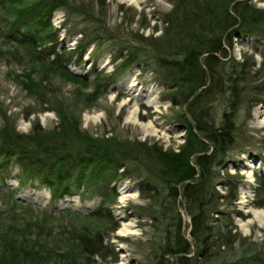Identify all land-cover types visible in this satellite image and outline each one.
I'll return each mask as SVG.
<instances>
[{
  "label": "rangeland",
  "instance_id": "obj_1",
  "mask_svg": "<svg viewBox=\"0 0 264 264\" xmlns=\"http://www.w3.org/2000/svg\"><path fill=\"white\" fill-rule=\"evenodd\" d=\"M19 1L0 0V147L6 133L40 132L55 140L57 134L71 133L80 125L96 138L110 136L127 146L147 142L176 151L181 148L188 136L183 117L191 118L188 103H172L170 86L146 64L147 59L126 63L128 50L124 46L130 44L150 53L157 46L163 47L164 37L177 32L165 19L179 0H105L99 7L96 0H70L91 11L90 15L100 10L102 19L92 21L86 14L56 10L51 28L57 48L76 50L83 37L80 28L93 33L108 26L110 36L102 42L88 43L81 60H76V52L71 53L62 67L37 61L10 34L11 30L25 29L23 20L15 23L14 9L18 3L24 6L32 0ZM248 1L264 9V0ZM242 33L247 35L235 33L232 46L227 45L228 57L252 63V72L246 101L237 111L236 143L228 149L225 163L214 177L222 193L227 191V174L235 179L238 199L232 205L220 201L217 206L227 211V222L236 226L242 237L208 262L202 260L204 264L239 258L245 264H264V127L259 123L264 116V35ZM126 89L131 91L125 93ZM210 95L208 101L218 118L227 108L229 94L214 89ZM145 154H141L137 168L130 171L129 167L127 176L116 177L108 184L105 211L112 220L85 216L103 200L98 187L81 188L53 199L49 188L37 181L22 184L18 179L21 168L11 160L6 170H0V264H54L64 258L69 264H152L153 243L157 245L165 233L149 211L151 199L141 184L145 180ZM194 203L183 191L178 196L177 207L183 219L178 233L191 245V256H197L192 229L199 209ZM223 222L216 217L211 220L215 226L221 224V229ZM79 226L100 229L104 256L87 258L78 249L73 228ZM152 237L155 241L150 244ZM23 238H27V259L12 257ZM6 249L11 251L5 256ZM169 259L170 264H178L175 256Z\"/></svg>",
  "mask_w": 264,
  "mask_h": 264
},
{
  "label": "trees",
  "instance_id": "obj_2",
  "mask_svg": "<svg viewBox=\"0 0 264 264\" xmlns=\"http://www.w3.org/2000/svg\"><path fill=\"white\" fill-rule=\"evenodd\" d=\"M96 1L99 7L105 0ZM18 4L14 9L17 17L14 21L23 20L25 29L9 32L27 47L37 61H48L62 67L71 53L76 52V60H81L88 43L94 40L102 42L106 37L109 39L108 26L96 28L93 33L80 28L78 32L83 37L79 39L76 50L70 52L66 46L59 49L51 28V18L56 10L65 8L71 13L86 14L92 21L102 19V14L98 13L100 10L90 15L91 11L70 0H32L24 6ZM165 23L172 25L177 32L171 33L169 38L164 37L163 47L157 46L150 53L130 44L124 43V46L128 50L126 63L147 59L146 64L159 73L163 83L170 86L172 103H188L191 118L183 117L188 136L179 150L164 148L157 143L147 145V142L127 146L110 136L96 138L79 128L80 125L75 130L71 129V133L57 134L55 140L40 132L6 133L0 147V170H6L8 163L15 159L21 168L19 181L22 184L37 181L49 188L53 199L96 186L103 200L85 216L110 220L111 214L105 211L109 198L108 184L116 177L127 176L129 167H132L130 171L137 168L135 165L141 163L140 156L145 152V180L141 184L151 199L149 211L165 233L157 245L153 243L154 237L148 240V243H153L155 259L152 264H170V256H175L178 264H204L202 260L208 262L220 250L233 247L242 237L235 230L237 227L227 222V211L217 206L220 201L232 205L238 199L235 179L227 174L224 181L228 185L227 191L222 193L216 188L214 177L219 175L216 171L225 163L228 149L236 143L237 111L246 101V85L252 72V63L228 57L227 45L232 46L235 33L264 35V9L248 0H179L175 9L167 14ZM63 24L66 27V23ZM71 24L77 25L75 22ZM174 45L179 46L171 48ZM149 58H153L152 62ZM214 89L229 94L227 108L222 109L218 118L213 114L211 101H208ZM129 162L134 165L130 166ZM182 191L193 198L199 209V213L194 215L192 229L199 260L197 256L188 254L191 245L178 233L183 219L177 201ZM216 213L218 216H214ZM214 217L224 221L223 229L222 222L218 226L211 224ZM89 228H73L78 249L80 247L87 258L104 256L102 232ZM174 230L176 233L172 232ZM20 244L21 247L15 248L17 252H12V257L27 259V238L21 239ZM9 251L6 249L5 256ZM54 264L69 262L64 258L62 263ZM220 264L245 263L239 258L225 259Z\"/></svg>",
  "mask_w": 264,
  "mask_h": 264
},
{
  "label": "bare ground",
  "instance_id": "obj_3",
  "mask_svg": "<svg viewBox=\"0 0 264 264\" xmlns=\"http://www.w3.org/2000/svg\"><path fill=\"white\" fill-rule=\"evenodd\" d=\"M129 1V0H128ZM128 90V91H127ZM126 91L129 93L131 91V89H126L124 90V92L126 93ZM141 96V95H140ZM130 102V100L124 102L123 104H128ZM259 123H260V127H264V116L260 117L259 119ZM256 213V212H255Z\"/></svg>",
  "mask_w": 264,
  "mask_h": 264
}]
</instances>
